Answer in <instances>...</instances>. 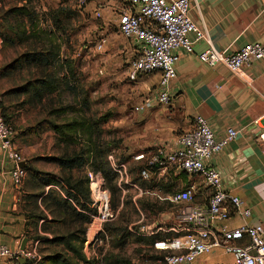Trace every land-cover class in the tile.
I'll return each mask as SVG.
<instances>
[{
	"label": "crops",
	"instance_id": "1",
	"mask_svg": "<svg viewBox=\"0 0 264 264\" xmlns=\"http://www.w3.org/2000/svg\"><path fill=\"white\" fill-rule=\"evenodd\" d=\"M192 1V19L207 30L213 47L218 51L232 54L248 44H264V0ZM70 3L77 9V0H70ZM127 7L125 0H87L84 9L77 11L90 25L89 31L102 37L95 50L103 52L107 49L115 57L117 67L125 65L128 70L135 58L138 44L124 39L118 31L122 14ZM98 13L101 17H97ZM188 39L194 42L192 54L181 48L175 51L180 55V59L177 63V76L169 85L171 103L160 105L154 101L141 112L134 110L130 114L129 122L125 123L130 125L131 131L127 138L128 144L138 152L137 154L148 152L162 144H172L179 135L191 129L196 116H202L208 121L217 139L223 137L228 128L237 129V139L209 161V165L222 175L223 191L242 199L239 211L229 208L233 218L225 222V225L237 228L246 224H261L264 228V143L260 138L264 133V61H253L243 67L238 75H234L222 65L211 67L203 63L199 55L208 49L207 42L196 41L194 33L188 34ZM123 75L127 76V71ZM160 79L161 74L158 72L142 75L134 82L128 79L125 86L133 93L136 106L151 94H156ZM133 156L131 160L126 159L125 164L129 167L138 166L133 161ZM10 168V163L0 151L1 240L14 250L21 248L26 238V247L34 241H39V247L42 245L47 249L61 248L48 242L54 234L52 231H42L45 222L43 220L38 223L39 235L47 240L34 239L33 220L23 207L27 203L30 204L26 202L28 195L42 192L46 196L49 190L53 189L66 198L65 193L58 186L43 185L51 178L48 175L52 173L48 171H45L42 179L27 176L23 186L16 188L11 181ZM88 172L89 169L87 174ZM76 173L74 171V176ZM183 180L186 187L194 189L197 204L208 202L212 190L205 186L201 179L185 176ZM144 199L147 200L146 197ZM152 202L155 200L152 199ZM38 204L39 211H42L50 222L54 216L44 209L41 201ZM88 206L90 211H83L92 219L87 226V233L90 232L93 222L94 209L91 199ZM247 208L251 210V217L248 219L243 217V211ZM217 229L218 227L215 228L216 231ZM137 244L142 248L154 247V243ZM83 251L88 260L103 264L105 254L97 255L94 249L92 252L88 249L86 252L85 245ZM50 255L52 253L45 255L41 264H53ZM234 263L231 254L217 247L194 264ZM0 264H5V261L0 259Z\"/></svg>",
	"mask_w": 264,
	"mask_h": 264
},
{
	"label": "built area",
	"instance_id": "2",
	"mask_svg": "<svg viewBox=\"0 0 264 264\" xmlns=\"http://www.w3.org/2000/svg\"><path fill=\"white\" fill-rule=\"evenodd\" d=\"M128 7L123 12L118 31L121 37L138 44L134 60L127 77L137 81L140 76L160 73L161 79L156 94H151L135 111L141 112L156 101L169 105L171 96L169 85L177 76V63L180 55L175 51L183 49L194 52V42L188 34L194 33L196 41H206L208 49L199 55L208 66L222 65L234 75L253 61H264V44H248L240 50L227 54L215 49L207 30L201 28L191 17L192 0H125ZM87 0H77V9H84ZM97 17H101L98 13ZM239 131L228 128L225 135L217 139L208 121L196 116L190 130L179 135L172 144H162L148 152L133 156V161L143 168L138 178L148 184L143 189L133 182V174L128 165L119 164L114 156L109 160L118 174V187L123 195L122 204L112 206L110 191L100 172L89 170L87 176L91 206L96 211L90 232L87 233L85 251L90 247H103L108 234V223L115 221L126 196L149 197L159 204H166L164 215L159 214L148 222L146 212L138 209V236L157 237L154 248L166 252L156 261L134 262L132 264H194L201 257L210 254L214 248H221L234 257V264H264V228L261 224L242 225L229 228L225 222L231 220L229 208L239 211L242 199L232 196L222 189V175L209 165V161L235 141ZM264 143V133L260 135ZM0 151L10 163V177L16 188H21L28 176L23 167L27 164L19 150L16 132L0 114ZM198 177L212 190L205 204H197L195 191L186 187L183 178ZM163 217L167 219L163 221ZM243 217H251V210L245 209ZM218 227L217 231L215 228ZM92 239L90 240V236ZM167 237V238H165ZM39 241H34L25 249H12L0 238V259L5 264H41ZM24 261V263H23Z\"/></svg>",
	"mask_w": 264,
	"mask_h": 264
},
{
	"label": "trees",
	"instance_id": "3",
	"mask_svg": "<svg viewBox=\"0 0 264 264\" xmlns=\"http://www.w3.org/2000/svg\"><path fill=\"white\" fill-rule=\"evenodd\" d=\"M2 1L0 0V3ZM63 4L56 9L39 12L31 0H24L21 4L5 7L0 12V38L4 48L22 49L9 64L2 67V78H14L20 82L11 89L0 90V114L9 124L13 119L9 101L13 97L17 102L22 100L17 104L18 107L42 106L49 110V115L60 116L69 111L68 106L64 108L57 106L65 94L84 98L85 108L90 109L89 92L80 87L81 79L77 71V63L69 55V51L73 48L70 22L72 15L76 13ZM102 118V121H96L81 116L62 125L52 123L51 127L58 136L59 142L65 144L66 151L62 156L51 159L58 165L61 175H48L51 178L43 185L60 187L66 198L53 189H50L46 196L40 192L26 197V202L30 204H25L23 209L30 213L28 216L33 220L34 239L47 240L46 237L39 235L38 223L43 220L45 222L42 231H52L54 234L48 242L61 247V252H52L49 257L53 264H97L95 260H88L83 251L87 241V226L92 220L83 213L90 211L88 169L102 173L106 188L113 194V208L117 209L121 206L122 193L118 187V174L109 157L114 156L119 164L126 163V159L116 158L113 153L116 145L113 141H103L99 125L108 123L111 115ZM72 147L75 149L71 150ZM133 168L139 171L143 167ZM25 169L32 178L42 179L45 176V173L36 171L29 164ZM74 171L77 172L75 176ZM133 182H140L143 187L148 186L138 178V173L137 176L133 175ZM39 201L44 209L54 216L50 222L43 212L39 211ZM138 204H141L143 210L151 215L166 211L168 208L166 204L159 205L145 199L140 200ZM95 213L96 211L93 210V215ZM130 221L131 217L122 213L118 221L122 227L113 229L111 223H108L105 229L109 233L124 231V234L127 227L123 226L128 225ZM138 237L137 242L145 245L153 244L157 238ZM125 243L126 238L125 242L118 244V247ZM103 264H130V262L110 254L104 257Z\"/></svg>",
	"mask_w": 264,
	"mask_h": 264
},
{
	"label": "rangeland",
	"instance_id": "4",
	"mask_svg": "<svg viewBox=\"0 0 264 264\" xmlns=\"http://www.w3.org/2000/svg\"><path fill=\"white\" fill-rule=\"evenodd\" d=\"M23 1L3 0L0 3V12L5 7L21 4ZM31 1L39 12L56 9L64 3L63 5L65 7L76 13L72 15L70 22L73 48L69 51V55L77 63V71L81 79L80 87L89 92L90 109L85 108L84 98H79L73 94H65L63 99L58 102L59 104L57 106L59 105V107H70L67 113L60 116L49 115V110L47 111L42 106L33 108L28 105L20 108L17 104L22 100L17 102L16 98H10L9 102L12 106L13 116L10 124L16 132L17 144L23 157L36 171L40 173L48 171L60 176L61 172L58 165L52 162L51 159L62 156L66 151V146L59 142L58 136L51 127L52 123L62 125L81 116L102 121V117L110 114V121L106 124L100 123L99 125V129L102 132V139L105 142L113 141L115 143L116 148L113 153L117 159L131 160L132 155L138 152L128 144L127 138L131 131L129 130L130 125L125 123L129 122L130 114L135 110L136 102L133 100V93L125 86L128 79L123 73L127 71V68H125V65L118 68L115 57L107 49L103 52H97L95 50L96 44L102 37L89 31L90 25L84 21L76 7L73 8L70 5V0H60V2L59 0ZM21 51V48H4L2 38H0V90H8L16 84H20L18 79L2 78V67L9 64L16 57V53ZM73 149L75 147L71 148V150ZM130 169L132 174L137 176L138 169L133 168V166ZM110 194L111 200L113 201L111 191ZM133 195L137 198L138 202L145 198V196L140 198L138 193ZM146 198L148 202H152L149 197ZM126 202L128 203L126 204ZM138 209L144 211L141 204H137L136 206L132 197L126 196L124 206L121 208L118 218L111 222V227L113 229L122 227L118 221L122 213H125L127 217H131L128 225L125 224L123 226L127 227L128 231L126 230L124 234V231L107 232L108 238L105 245L103 247H91L89 251L92 252L94 249L97 255L105 254V257L111 254L113 257L129 261L130 264L134 262L156 261L165 256L166 252L163 250L155 249L154 247L142 248L137 244L139 237L135 232V228L138 226L139 221ZM164 213L165 211L162 212V215ZM159 214L161 213L151 215L146 212L148 222L158 217ZM166 219V217H163V221ZM124 237L126 238V243L118 247L120 242H125ZM91 239L92 235L90 236ZM39 251L42 258H44L45 255L52 252H61V248L47 249L41 245Z\"/></svg>",
	"mask_w": 264,
	"mask_h": 264
},
{
	"label": "water",
	"instance_id": "5",
	"mask_svg": "<svg viewBox=\"0 0 264 264\" xmlns=\"http://www.w3.org/2000/svg\"><path fill=\"white\" fill-rule=\"evenodd\" d=\"M22 166L25 167L26 164H23ZM27 242H28V239H27V238L24 239V241H23V243H22V246H21V249H25V248H26V244H27ZM23 263H24V261H23Z\"/></svg>",
	"mask_w": 264,
	"mask_h": 264
}]
</instances>
